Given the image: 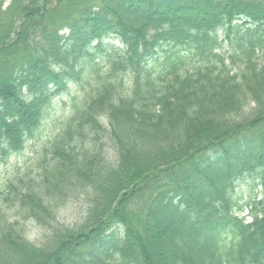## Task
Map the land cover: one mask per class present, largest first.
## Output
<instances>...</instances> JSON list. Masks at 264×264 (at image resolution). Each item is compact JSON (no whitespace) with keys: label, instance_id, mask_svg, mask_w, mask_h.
I'll list each match as a JSON object with an SVG mask.
<instances>
[{"label":"trees","instance_id":"16d2710c","mask_svg":"<svg viewBox=\"0 0 264 264\" xmlns=\"http://www.w3.org/2000/svg\"><path fill=\"white\" fill-rule=\"evenodd\" d=\"M5 2L0 158L69 107L0 195V264H264V0Z\"/></svg>","mask_w":264,"mask_h":264},{"label":"rangeland","instance_id":"374dc122","mask_svg":"<svg viewBox=\"0 0 264 264\" xmlns=\"http://www.w3.org/2000/svg\"><path fill=\"white\" fill-rule=\"evenodd\" d=\"M10 0H6L5 7L9 4ZM225 47L227 45L225 44ZM69 107L68 102H64L61 105L62 109H56V115L53 117V123L45 122L43 129L40 131V141L43 143L47 141H51V137L56 131V127L59 126L63 117V109ZM69 112V111H68ZM102 136V134H100ZM105 138V137H103ZM102 142L103 148L107 151L108 160L114 161L115 159V151L112 147V143L110 144L107 138L100 139ZM40 141L38 142H30L28 146L19 151L18 153L11 154L6 159L0 158V195L4 197L8 194L6 193L9 186L16 182V180L20 176H25L28 173L33 175L37 174V166L36 162H34V158L36 156L37 150L40 147ZM44 144V145H45ZM43 145V146H44ZM29 167H33L32 170H28ZM251 181V182H250ZM237 195L243 206H246L244 214L246 215L249 210V204H246L248 201H252L255 199L259 201L263 197L262 187L254 184V181L250 177L245 181H240L237 185ZM6 193V194H5ZM88 208V204L85 201V196H80L79 198L70 197L66 202H64L59 209L60 219L67 225L72 226L76 221H79L81 216L85 213ZM248 216V215H247ZM30 224L26 229V236L34 242L42 241V233L44 230L39 227L35 222L28 220Z\"/></svg>","mask_w":264,"mask_h":264}]
</instances>
